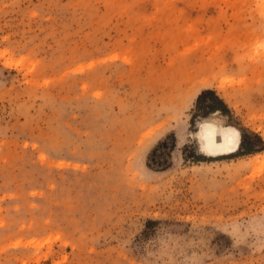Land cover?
<instances>
[{
    "label": "rangeland",
    "instance_id": "374dc122",
    "mask_svg": "<svg viewBox=\"0 0 264 264\" xmlns=\"http://www.w3.org/2000/svg\"><path fill=\"white\" fill-rule=\"evenodd\" d=\"M261 7L0 0V264H264Z\"/></svg>",
    "mask_w": 264,
    "mask_h": 264
},
{
    "label": "bare ground",
    "instance_id": "6f19581e",
    "mask_svg": "<svg viewBox=\"0 0 264 264\" xmlns=\"http://www.w3.org/2000/svg\"><path fill=\"white\" fill-rule=\"evenodd\" d=\"M260 3L262 5L260 11L264 16V0H260ZM195 139L198 142L199 152L208 157L234 154L240 145V134L237 130L217 127L209 122L199 123Z\"/></svg>",
    "mask_w": 264,
    "mask_h": 264
},
{
    "label": "trees",
    "instance_id": "16d2710c",
    "mask_svg": "<svg viewBox=\"0 0 264 264\" xmlns=\"http://www.w3.org/2000/svg\"><path fill=\"white\" fill-rule=\"evenodd\" d=\"M207 94L214 97V103H213V105L208 106V110L211 111V112H216V111L224 112L223 107H221V105L223 104L222 101L217 96H215L212 91H203L198 96L197 100H199L203 95H207Z\"/></svg>",
    "mask_w": 264,
    "mask_h": 264
}]
</instances>
